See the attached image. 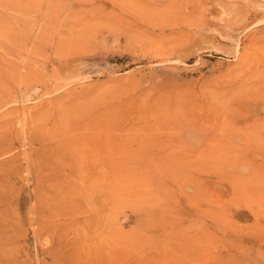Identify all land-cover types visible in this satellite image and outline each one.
<instances>
[{
    "label": "rangeland",
    "instance_id": "374dc122",
    "mask_svg": "<svg viewBox=\"0 0 264 264\" xmlns=\"http://www.w3.org/2000/svg\"><path fill=\"white\" fill-rule=\"evenodd\" d=\"M0 140L103 149L12 173L0 264H264V0H0Z\"/></svg>",
    "mask_w": 264,
    "mask_h": 264
},
{
    "label": "bare ground",
    "instance_id": "6f19581e",
    "mask_svg": "<svg viewBox=\"0 0 264 264\" xmlns=\"http://www.w3.org/2000/svg\"><path fill=\"white\" fill-rule=\"evenodd\" d=\"M200 6V5H199ZM232 8V7H231ZM234 14V13H233ZM237 14V13H236ZM226 19V18H225ZM228 27V26H227ZM256 38V37H255ZM262 64V63H260ZM251 78V77H250ZM251 85V84H250ZM244 97V96H243ZM29 137V138H28ZM28 137H26L27 139H29L28 144L30 145V149L34 148L35 143L38 141L40 142V139L38 137V135L36 133H30L28 134ZM27 141V140H26ZM117 142V141H116ZM119 145V142H117ZM4 144V141L0 140V156L4 155L5 153H7L4 149H2V145ZM23 144V142H22ZM111 144H113V141H111ZM110 144V145H111ZM121 144V143H120ZM109 146V145H108ZM113 146V145H112ZM101 144L94 142L92 145L88 146V152L85 156H82V154H76L73 155L71 157H64V155H62L60 152L56 155H47L44 157L42 156L39 158H42L41 162H38V157L37 158H33L32 156V152L31 153H24L26 154L25 157H22L26 160L27 163V168H23V169H15L14 166H22V162H18V158L20 154H14L12 156L11 159L8 158H3L0 159V169L3 170L4 168V173L2 172L0 174V187H5L6 186V181L9 179V177L12 175H21L23 172H27V177H30L31 179L33 178H42L44 175L47 174L48 171H51L54 167L53 162L54 160L58 161V163L63 164L65 167H69L70 169L73 170H77L78 168H83L86 165V162L89 161L91 159V157H93L92 155L96 154V156L100 159L99 155L102 154V148H101ZM118 147V146H117ZM122 147V145H121ZM29 149V150H30ZM111 149V148H110ZM114 149V148H112ZM120 149V148H118ZM31 151V150H30ZM38 153H43V147H39L38 148ZM110 151V150H109ZM9 152V150H8ZM52 153V152H51ZM104 154V153H103ZM95 156V155H94ZM96 157V158H97ZM95 158V159H96ZM97 158V159H98ZM52 159V160H51ZM11 160V161H10ZM96 161V160H95ZM11 163V165L8 168H5L4 166H6L7 163ZM18 162V163H17ZM99 162V161H98ZM100 164V163H99ZM98 164V165H99ZM3 166V167H1ZM102 166V165H101ZM112 167V166H111ZM104 168V167H103ZM100 170V169H99ZM15 175V176H16ZM26 177V176H25ZM3 189V188H2ZM1 189V190H2ZM6 189V187H5ZM5 189H3L5 191ZM4 193V192H3ZM1 194V193H0ZM40 196V195H39ZM0 201H1V197H0ZM1 203V202H0ZM2 211V210H1ZM55 211V210H54ZM4 221V220H3ZM1 224V223H0ZM4 224V223H3ZM46 227V226H45ZM59 227V226H58ZM59 230V229H58ZM61 230V229H60ZM6 231V230H5ZM1 233V232H0ZM2 235V234H1ZM1 237V236H0ZM4 248V247H3ZM3 250V249H2ZM4 251H6L4 249ZM1 256V255H0ZM1 261V260H0ZM3 264V263H2Z\"/></svg>",
    "mask_w": 264,
    "mask_h": 264
}]
</instances>
